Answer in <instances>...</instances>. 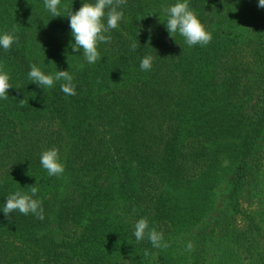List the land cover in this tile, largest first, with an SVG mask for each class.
Segmentation results:
<instances>
[{
  "label": "trees",
  "instance_id": "1",
  "mask_svg": "<svg viewBox=\"0 0 264 264\" xmlns=\"http://www.w3.org/2000/svg\"><path fill=\"white\" fill-rule=\"evenodd\" d=\"M82 2L61 0L65 17L54 18L43 0H0V31L18 37L0 49V68L20 88L0 101V204L37 183L45 213H0V264H264V9L189 0L212 33L189 48L165 17H145L147 0H125L127 31L99 45L108 59L78 68L66 16ZM144 55L150 71L139 69ZM30 64L70 70L76 94L30 84ZM52 147L60 177L39 164ZM223 152L235 155L218 178ZM141 217L166 246L136 242Z\"/></svg>",
  "mask_w": 264,
  "mask_h": 264
},
{
  "label": "clouds",
  "instance_id": "2",
  "mask_svg": "<svg viewBox=\"0 0 264 264\" xmlns=\"http://www.w3.org/2000/svg\"><path fill=\"white\" fill-rule=\"evenodd\" d=\"M60 2L61 0H43V7L54 18L62 16L59 11ZM124 2L125 0H87V2H82V6L75 12L72 11V8L67 12L66 18L72 37L70 47L73 52L82 53L83 60L87 64L94 65L101 59L99 45L109 43L111 40L110 31L119 28L124 16L121 10V5ZM257 3L259 8L264 9V0H257ZM161 12L165 17V22L162 24L170 37L175 38L177 35L182 37L184 44L189 48L196 45L204 47L210 43L212 33L192 10L189 0H175L174 3L161 6ZM14 32L15 29L11 32L0 31V49L8 51L13 44L18 43V37L14 35ZM131 48L136 51L137 45L132 44ZM153 62V56L144 55L140 59L139 69L150 71ZM27 78L31 81L30 84H35L43 91L55 87L56 83L60 82L62 93L65 95L76 94L74 77L70 70L45 73L36 64H30ZM10 80V74L0 68V101L7 100L9 98L8 90L14 88ZM39 164L49 177H60L65 172V165L59 150L55 147L41 152ZM38 192L39 188L35 183L28 187V192L13 191L9 193L0 204V213L9 220L18 212L25 216L31 214L37 220L43 221L45 213L42 201L37 198ZM132 235L136 242L146 238L154 249L166 246L163 245V234L156 228L150 227L149 221L145 217L135 221ZM188 247L191 248V244Z\"/></svg>",
  "mask_w": 264,
  "mask_h": 264
},
{
  "label": "rangeland",
  "instance_id": "3",
  "mask_svg": "<svg viewBox=\"0 0 264 264\" xmlns=\"http://www.w3.org/2000/svg\"><path fill=\"white\" fill-rule=\"evenodd\" d=\"M147 1H148L147 2L148 7L145 8V10L147 12L145 17H148V14H149L153 18L154 17L158 18V15H159V17H164L163 13L161 12V6H166V5L170 4V3H173V0H147ZM246 25H247L246 22H244L243 19H241L237 15L236 20L233 23L234 29H237L238 31H240V30L244 29L246 27ZM126 27H127V21L126 20L122 21V23L120 24L119 28H121L123 32H126L127 31ZM249 36H250V34H249ZM248 49H250V48H248ZM99 52H100V55H101V59L98 60L97 62L106 61V59H108V57L102 51L99 50ZM85 65L92 66V65L87 64L86 62L85 63H77V67L78 68H82ZM248 68L250 69V71H253V63L250 60H249ZM12 86L14 88H10L8 90V95H11V101L20 92V88L17 85H13L12 84ZM237 144H238V141H231L228 149H237ZM225 153L226 152H223V153L220 154V156L223 157L224 159H223V161H221V164H220V165H222L223 170L222 171L220 170L217 173V177L218 178H221L222 177L221 175L224 173V170L227 169L229 165H232V159L231 158H233L234 155H235L234 152H231L230 154H225ZM255 204H256V199H253L252 200V207H253V209L257 210L258 208L255 207ZM201 213H203V212H201ZM237 224H238V227L241 226L240 223H237ZM174 228H175V226L173 227V231L176 232V237H175L176 239L175 240H179L180 238H182V236L179 234L180 232H178L177 228H175V229Z\"/></svg>",
  "mask_w": 264,
  "mask_h": 264
}]
</instances>
